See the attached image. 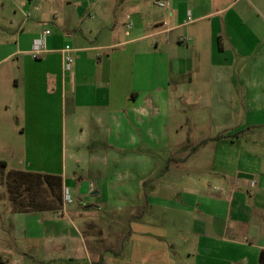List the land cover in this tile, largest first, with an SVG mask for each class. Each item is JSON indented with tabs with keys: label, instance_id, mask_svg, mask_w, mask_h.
<instances>
[{
	"label": "crops",
	"instance_id": "obj_1",
	"mask_svg": "<svg viewBox=\"0 0 264 264\" xmlns=\"http://www.w3.org/2000/svg\"><path fill=\"white\" fill-rule=\"evenodd\" d=\"M0 161L73 199L0 197V264H264V0H0Z\"/></svg>",
	"mask_w": 264,
	"mask_h": 264
},
{
	"label": "rangeland",
	"instance_id": "obj_2",
	"mask_svg": "<svg viewBox=\"0 0 264 264\" xmlns=\"http://www.w3.org/2000/svg\"><path fill=\"white\" fill-rule=\"evenodd\" d=\"M129 24V28L126 27V25ZM125 26V30L128 32H130L132 24L130 23L129 20H127L124 24ZM73 64V63H72ZM18 139V137H17ZM95 140V138H94ZM117 152V151H116ZM114 152V153H116ZM119 152V151H118ZM128 154H133L135 153V151H125ZM54 154H57L58 152L53 151ZM121 153V152H119ZM66 159L68 161V163H71V154L72 151L70 149H67L66 151ZM56 156V155H55ZM133 158V157H130ZM137 165V167H136ZM144 165L141 164V166H138L137 162L136 164L133 163L132 165H130V168H128L129 170L132 171H137V168H143ZM126 167H123L122 165L119 164V166H117V168H115V170L117 171V173H114L116 176L115 177H120L121 172H124V169ZM108 169V168H107ZM154 169V168H153ZM153 169L151 168L150 171H153ZM122 170V171H121ZM159 169L157 168L154 172L156 174V172ZM153 177H154V173ZM8 171L4 170V168H0V197H4L5 193H7V191L9 190V186L7 184V179H8ZM12 172L9 173V180L12 182L14 175H12ZM126 175V174H125ZM131 176V175H128ZM19 181V179H18ZM93 186V184H91ZM15 186V185H14ZM13 185L10 187L12 188ZM94 188V187H92ZM18 190V194H23L24 195V202L26 201L27 203L31 200L32 202H36V204L40 203V202H53L50 192L47 188V186L45 184L39 186V184L37 183V180H33V184H32V189L28 190V191H24L22 192L21 190ZM64 184H63V205L65 203L64 201ZM55 191H57V189H55ZM22 192V193H21ZM31 197H33V199H31ZM120 201V200H119ZM68 204V203H66ZM35 205V203H34ZM103 212V210H102ZM104 213V212H103ZM137 214L136 208H131V209H126L124 211H115L113 213H110L109 215H106L105 213L102 214V217H105V223H107V225H103V221L101 220V217L98 215H93L95 220L92 219H87L88 221H85V225H84V232L86 234V236L88 237V240L92 243L95 244L97 247L100 246V244L104 243H111V244H116L117 242H119V239L115 236L118 235V233H116L117 229H124L127 227L128 222L126 221L128 218H132ZM106 215V216H104ZM98 222V224H97ZM123 231V230H122ZM103 232V233H102ZM106 233L107 237L106 239L103 238V234ZM111 234L113 236H111ZM107 241V242H106ZM104 242V243H103Z\"/></svg>",
	"mask_w": 264,
	"mask_h": 264
},
{
	"label": "trees",
	"instance_id": "obj_3",
	"mask_svg": "<svg viewBox=\"0 0 264 264\" xmlns=\"http://www.w3.org/2000/svg\"><path fill=\"white\" fill-rule=\"evenodd\" d=\"M7 164L4 161H0V168L6 169ZM8 179L7 184L9 190L7 191L8 200L12 208L16 211H41V210H59L63 207V178L61 175L51 174V173H38L31 171L22 170H7ZM12 172L14 175L12 182L9 180V173ZM11 175V176H12ZM19 179V181H18ZM37 180L39 186L45 184L50 192L53 202H40L36 204L37 201L32 202L31 200L27 203L24 202V195L18 194V190L22 192L32 189L33 180ZM13 185L12 188H10ZM15 185V186H14ZM57 189V191H55ZM21 192V193H22ZM33 199V197H31ZM35 203V205H34ZM102 259V258H101Z\"/></svg>",
	"mask_w": 264,
	"mask_h": 264
},
{
	"label": "built area",
	"instance_id": "obj_4",
	"mask_svg": "<svg viewBox=\"0 0 264 264\" xmlns=\"http://www.w3.org/2000/svg\"><path fill=\"white\" fill-rule=\"evenodd\" d=\"M129 28V25H127ZM51 33L50 29H45L33 42L32 53L34 57L38 58L45 50H46V40L47 36ZM72 51V47L70 45H66L63 53H64V67L66 70H70L72 63L74 61L70 52ZM251 185H255V182H252ZM64 201L65 203L71 204L73 199L68 191V189L64 190Z\"/></svg>",
	"mask_w": 264,
	"mask_h": 264
}]
</instances>
